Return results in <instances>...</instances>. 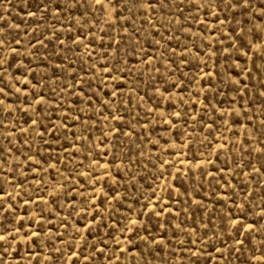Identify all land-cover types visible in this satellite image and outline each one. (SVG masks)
I'll return each instance as SVG.
<instances>
[{"label":"rangeland","instance_id":"rangeland-1","mask_svg":"<svg viewBox=\"0 0 264 264\" xmlns=\"http://www.w3.org/2000/svg\"><path fill=\"white\" fill-rule=\"evenodd\" d=\"M102 2L0 0V264H264V0Z\"/></svg>","mask_w":264,"mask_h":264},{"label":"snow or ice","instance_id":"snow-or-ice-1","mask_svg":"<svg viewBox=\"0 0 264 264\" xmlns=\"http://www.w3.org/2000/svg\"><path fill=\"white\" fill-rule=\"evenodd\" d=\"M131 2L133 4L137 3V0H131ZM147 2L149 4H151L153 2V0H147ZM221 3L224 4V7H229V8H237V9H243V10H247V8L249 7V0H227V2L225 3V0H220ZM96 3L100 6L101 10H103V2L102 0H96ZM219 7V5H217ZM57 7H59V5H57ZM34 15V13L32 14ZM0 44H2V42H0ZM245 47L250 48L251 45H246ZM0 91H3L2 89H0ZM6 238L3 236H0V240H5Z\"/></svg>","mask_w":264,"mask_h":264}]
</instances>
